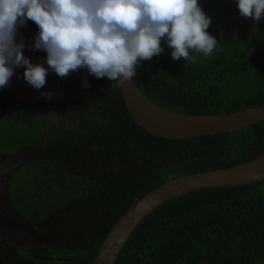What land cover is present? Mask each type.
Returning a JSON list of instances; mask_svg holds the SVG:
<instances>
[{
    "label": "trees",
    "instance_id": "1",
    "mask_svg": "<svg viewBox=\"0 0 264 264\" xmlns=\"http://www.w3.org/2000/svg\"><path fill=\"white\" fill-rule=\"evenodd\" d=\"M200 2L211 17L208 31L218 40L216 50L209 57L192 53L197 60L192 64L173 61L162 45V54L137 67V89L160 109L183 116L264 106V19L241 17L234 0ZM88 84L83 99L67 112L82 117L83 133L29 143L62 149L68 162L61 164L69 168L63 178L77 182L65 194L52 186L49 199L35 192L32 201L31 211L45 219L41 229L55 241V259L70 261L59 264H94L117 221L168 181L264 156V121L231 133L158 138L131 118L118 83L89 75ZM72 242L83 247H70ZM115 264H264V180L194 191L165 203L133 231Z\"/></svg>",
    "mask_w": 264,
    "mask_h": 264
},
{
    "label": "clouds",
    "instance_id": "2",
    "mask_svg": "<svg viewBox=\"0 0 264 264\" xmlns=\"http://www.w3.org/2000/svg\"><path fill=\"white\" fill-rule=\"evenodd\" d=\"M234 3L241 17L264 19V0ZM27 21L38 28L32 48L46 53L47 67L31 62L23 41L17 42ZM211 22L199 0H0V89L21 67L24 81L37 90L50 70L63 78L86 69L123 84L142 62L162 54V45L173 61L194 64L192 53L209 57L217 48ZM83 86H90L87 79ZM41 96L51 99L52 93Z\"/></svg>",
    "mask_w": 264,
    "mask_h": 264
},
{
    "label": "water",
    "instance_id": "3",
    "mask_svg": "<svg viewBox=\"0 0 264 264\" xmlns=\"http://www.w3.org/2000/svg\"><path fill=\"white\" fill-rule=\"evenodd\" d=\"M37 33L22 40L25 44L24 55L33 63H40L39 61L46 55L43 50L32 48ZM23 71V67L14 70L6 90L9 96L26 105L76 102L85 93L86 87L83 84L86 78L80 73L72 72L62 78L50 70L45 85L37 90L24 81ZM120 88L125 109L131 118L147 133L158 138L180 140L231 133L264 121V106L245 108L229 115L183 116L162 110L146 99L137 89L134 78L120 84ZM42 92L52 93L51 99L43 98ZM53 160L62 161L57 154L46 149L24 148L16 151L0 162V182L24 163ZM263 180L264 156L228 169L170 180L136 202L117 221L104 241L94 264H115L119 252L138 225L157 208L177 197L199 190L242 186ZM0 235L24 249L45 248L53 244L33 232L31 228L11 220L1 209Z\"/></svg>",
    "mask_w": 264,
    "mask_h": 264
},
{
    "label": "flooded vegetation",
    "instance_id": "4",
    "mask_svg": "<svg viewBox=\"0 0 264 264\" xmlns=\"http://www.w3.org/2000/svg\"><path fill=\"white\" fill-rule=\"evenodd\" d=\"M199 3H201L200 0ZM255 25L256 27H254ZM253 28L254 31L259 29L257 23L253 24ZM37 32V26L32 21H27L24 26H21L18 29L17 42L32 37ZM45 60L46 55L39 62L47 67ZM85 70L86 69H79L75 72L80 73L88 81L89 74H87ZM86 92L87 88L85 89L84 95H82L76 102L65 104L47 103L26 105L9 96L6 87L0 89V140L3 141L2 144H5L8 139H10L8 137H12L14 139L13 141L16 140V143L14 145L12 144V149L8 153L3 152V149H5L6 146H2V148L0 147V162L16 151L24 148H41L50 150L57 154L62 160L24 163L0 182V209L11 220L24 227L31 228L33 232L53 242L51 246L45 248L24 249L5 240L0 235V264H59L60 262L67 261V259H55V241L49 238V230L41 229L40 225L45 219L38 220V213L31 211L33 208L32 205L34 204L32 201L35 192H37L35 197L39 196L40 192L42 197L48 198L49 193L47 194L46 192H50L52 186H61L62 191L65 194L68 193L70 186L75 185L77 182L76 179L71 180L63 178L64 171L69 170V168L63 167L61 164L68 162V158L62 156L64 153L62 149L59 150L54 145L47 146L46 144L44 147H41L37 145H29V143L43 136H48L47 138L51 139V136L60 133L65 134L79 131L83 133L82 117L71 116L68 115L67 112H72V108L68 107V105L79 102L83 99ZM38 107H45L43 115L38 114L37 111L34 112V109ZM38 117L40 118L38 119ZM30 118H34V120H30ZM10 121H13L14 125L8 129L7 126ZM81 166L83 167L86 165L82 162ZM57 200L61 203L69 202L71 204V202L74 201V198H61ZM51 216L54 219V215L51 214ZM82 232V229L75 231L80 243L83 242ZM82 244L72 242L69 246L73 248L78 246L81 248L83 247Z\"/></svg>",
    "mask_w": 264,
    "mask_h": 264
},
{
    "label": "rangeland",
    "instance_id": "5",
    "mask_svg": "<svg viewBox=\"0 0 264 264\" xmlns=\"http://www.w3.org/2000/svg\"><path fill=\"white\" fill-rule=\"evenodd\" d=\"M45 109V107H38V108H35L34 109V112L35 111H37V113L38 114H40V115H43V113H44V110ZM33 112V111H32ZM36 114V113H35ZM40 117H38V119H39ZM30 120H34V118H30ZM29 122H31V121H29ZM14 125V122L13 121H10L9 123H8V129H10L11 128V126H13ZM12 130V129H11ZM8 138H10V139H8V141L5 143V144H2V142L3 141H1L0 140V147L2 148V146H6V148L5 149H3V152H6V153H8L9 151H11V149H12V144L14 145L15 143H16V140L15 141H13L14 139L12 138V137H8ZM29 204L31 205V203L29 202Z\"/></svg>",
    "mask_w": 264,
    "mask_h": 264
}]
</instances>
